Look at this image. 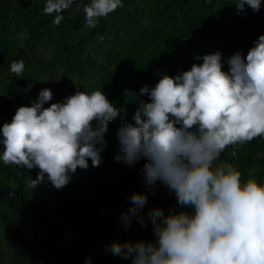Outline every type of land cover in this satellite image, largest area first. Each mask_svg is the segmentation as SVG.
I'll use <instances>...</instances> for the list:
<instances>
[{
  "label": "clouds",
  "instance_id": "obj_1",
  "mask_svg": "<svg viewBox=\"0 0 264 264\" xmlns=\"http://www.w3.org/2000/svg\"><path fill=\"white\" fill-rule=\"evenodd\" d=\"M75 2L46 0L44 13H55L53 23L59 25ZM123 4L91 0L83 9L87 26L95 28ZM234 5L238 15L247 14V7L258 13L264 0ZM195 59L202 63L175 76L159 73L154 87L144 84L132 93L138 106L130 120L126 106H117L102 89L77 90L45 107L54 92L43 88L0 126V161L18 173L38 168L33 189L48 182L63 189L89 161L100 166L110 122L119 118L114 159L129 168L144 160L146 189L128 196L120 223L125 230L134 219L145 228L150 224L153 238L117 239L105 250L131 264H264V181L243 180L236 166L220 162L228 146L264 137V34L246 55L237 50L225 60L217 50ZM24 69L23 59L10 64L17 75ZM145 94L148 99H141ZM158 184L175 197L179 210L157 206L145 213ZM85 264H92L90 256Z\"/></svg>",
  "mask_w": 264,
  "mask_h": 264
},
{
  "label": "trees",
  "instance_id": "obj_2",
  "mask_svg": "<svg viewBox=\"0 0 264 264\" xmlns=\"http://www.w3.org/2000/svg\"><path fill=\"white\" fill-rule=\"evenodd\" d=\"M234 2L124 0L89 28L83 9L91 0H76L59 25L53 23L55 13H44L46 0H0V126L43 88L54 92L45 107L77 90L102 89L117 106H126L130 120L138 106L132 93L144 84L154 87L159 73L175 76L202 63L196 56L217 50L225 60L237 50L247 54L264 34V7L258 13L247 7V14L238 15ZM20 59L25 69L17 75L10 64ZM121 123L110 122L100 166L89 161L63 189L51 182L33 189L38 168L18 173L15 165L0 161V264H85L88 256L92 264H131L105 250L113 240L153 238L150 224L145 228L134 219L125 230L120 223L128 196L146 191L145 161L129 168L114 159ZM220 162L236 166L243 180L264 181V137L228 146ZM157 206L179 210L162 184L144 211Z\"/></svg>",
  "mask_w": 264,
  "mask_h": 264
}]
</instances>
